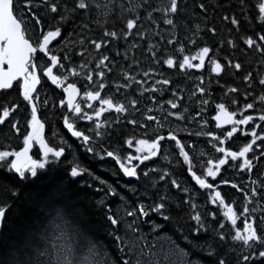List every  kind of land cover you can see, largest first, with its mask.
<instances>
[{"label":"snow or ice","instance_id":"snow-or-ice-1","mask_svg":"<svg viewBox=\"0 0 264 264\" xmlns=\"http://www.w3.org/2000/svg\"><path fill=\"white\" fill-rule=\"evenodd\" d=\"M147 3V0H145ZM99 13L103 11L105 16L111 13V9L107 5H101L97 0H24L21 7L20 0H0V90H10L14 86L18 87L19 95L23 101L30 107V116L25 123V134L23 135V146L16 150L10 145L0 146V168L6 172L14 173L19 180L24 181L29 177L35 178L40 170H44L50 162L59 161L65 155L66 148L71 150L72 146L61 139L59 146L51 144L45 137V122L38 115V103L47 105L48 99L41 101L38 86H43V78L50 82L56 88L61 89L63 98L59 100V106L66 108V112L62 115V122L67 132L81 142L84 151L99 157L103 160L105 157L111 158L118 165L119 171L125 177L140 179L138 169L145 161H150L161 154L162 141H174L179 149V156L182 157L183 164L186 166L187 174L199 189H207L208 201L215 206L214 210L202 212L200 206L195 202V193L190 194L188 187H182L177 179L170 181L171 186L186 194V198L177 203V208L181 205H188L190 209L189 218L196 222L193 232L199 234L202 230H211L218 238L220 245L216 248H209L207 255L215 257V264H232L231 255H236L235 264H264V228L257 226L256 218L252 215L257 211V208H249L248 203L252 202V198L264 195L257 192L256 188H252L250 192L240 188L237 184L231 183L229 180L222 179L219 184L230 185L231 188L243 192L244 200L247 202L242 205V211L237 209L235 201L228 202L221 191L218 190L219 184L215 181L221 173L222 166L228 165L229 158L231 161L238 162L240 170L251 172L253 168L252 159L248 158V154L254 151V146L261 147L264 145V135L257 133L256 128H264V125H256L251 127V131H244L242 134L250 135L251 140L244 143L238 150H231L225 147L226 141L230 140L234 134L241 131L240 126H251L255 119L264 122V110L258 117L244 114L245 110L255 109V101L245 103L243 109H239V118L237 111L229 110L224 103L216 104V112L212 117L216 122V127L222 129V135H216L213 132H207L206 135L211 137L209 143L214 148L216 153L222 154L215 158H208L206 161H199L200 172L196 170L197 157L190 156L186 147L191 149L193 145H185L172 132L169 131L167 137L160 134H155L154 138H136L130 137L125 139L124 143L129 149L134 148L133 152H128L126 155H121L117 150H108L101 148L97 151L93 136L86 134L85 131L79 130L77 121H94L95 136L99 137L102 133L100 117L109 111L115 113H128L129 107L134 111L137 109L138 101L129 99L127 105L123 102H118L110 93L102 94L108 86L105 83L106 71L112 72L111 64H114L113 59L101 53L98 61L95 63V68L87 71L84 79L88 84L78 87V82H70V77H79L80 71L76 67H69L63 63V60H70L71 57L65 55L60 57L53 54L55 43H59L61 38L65 40V46L78 43L81 51L77 53L81 57L87 52L86 45H91L94 50L99 52L102 48H107L110 44L108 39H95L85 35V32H90L87 23L78 25L80 33L78 40L72 41V33L66 37L63 34V26L74 21L77 14L87 16L93 9ZM238 11H232L231 14H224L220 20L228 28L229 37L235 32L238 35L240 42L245 46V54L247 50L258 53L264 62V0H238ZM209 5L205 0H194V7L191 15L200 16L205 22V27L202 29L200 24L194 25L195 31L193 37L199 35L203 31H207L212 36H216L220 29L214 23H210L208 19ZM186 9L181 7V0H167V3L161 7L148 11L146 19L152 21V12L162 13L163 23L177 28L176 17H178ZM254 13V15H253ZM55 23H49V20ZM140 16L137 14L135 18L126 20L123 36L127 39L135 30L136 35L141 39L145 33L139 31L137 23ZM255 20L260 30L253 34H241L240 26L243 23H251ZM98 22V21H95ZM185 27L187 25L185 24ZM38 33V39L33 40L29 32ZM104 37L118 38L116 31L104 32ZM188 42L196 45V39L187 38ZM178 43L179 46L175 49L182 58L178 61L172 55H167L163 59V64L168 68L178 66L180 70L186 69H203L205 67L206 58L210 65V72L219 76L226 68H231L236 71L242 69L240 62L234 61L232 58L225 56L226 63H221L220 59L212 58L209 54L213 49L206 43L199 47L194 54H184L185 45L173 38L168 39L167 43L172 45ZM220 50L225 44L231 48L237 47V40L234 38L221 39L217 42ZM137 47L136 44L132 45ZM153 45L149 44V50L152 51ZM116 55H120L119 52ZM152 57L156 59V52L152 51ZM128 59L127 55L124 57ZM194 61H196L194 63ZM159 63V61H156ZM88 61H83L79 65L81 69H88ZM131 67V66H129ZM143 72L144 77H148L150 72ZM125 83H115L116 92L122 88H129L132 82L138 85L146 83L144 80H137L135 76L129 75L127 71L122 72ZM94 77L98 78L95 83ZM252 73L247 72L243 76L244 82H250ZM201 83H203L202 77ZM157 84L169 85V79L156 81ZM259 84L264 86V76L259 78ZM91 85V87H89ZM250 86V84H249ZM148 89H145L147 91ZM200 93H205L204 87H198ZM151 91L157 89L153 87ZM231 93L238 92V89L231 87L228 89ZM195 94V93H194ZM175 95V93H173ZM251 95V93H247ZM78 97L81 99L78 100ZM259 100L264 103V95L259 97ZM98 107L94 106V103ZM82 103L84 106H82ZM172 109H177L178 105L172 100L167 102ZM207 104L208 101H202ZM233 105L237 104V100L231 101ZM18 103L0 104V125L10 124V127L16 134H20L19 120H13L15 113L19 110ZM86 109H91V113ZM149 112L152 109H148ZM168 116H175L181 119L182 116L178 112H168ZM200 113H197L199 116ZM146 121H156L158 127H163V123L153 115H146ZM104 123H107L105 121ZM130 125H137L140 128H146V123H139L135 118L128 119ZM207 123V121H204ZM230 125V129H223L222 126ZM155 131V130H154ZM57 133L54 131L53 136ZM196 135H200L197 133ZM147 136V133L145 134ZM261 145H257V141ZM216 141L218 143H212ZM38 146L40 158H34L31 154L33 146ZM201 156L205 153L201 152ZM261 156H264V148L261 150ZM165 158H167L165 156ZM253 158H256L253 156ZM138 162V163H134ZM70 176L72 178L89 176L91 179L99 182L104 186L98 191H105L106 195L118 196L116 188L109 184L106 180L94 175L87 167L83 166L75 157L69 162ZM157 168H147L143 171V176L149 181L152 187H155L156 181L151 179L152 173H158ZM170 173L163 171L159 175V181H164ZM211 178L212 182H209ZM253 184L256 181L252 182ZM134 193L136 189H131ZM11 196L18 197L16 190H11ZM120 200L125 201L124 196H120ZM103 205L104 201H98ZM170 198L167 193L158 194L151 203L142 202L139 197L134 206L126 204L124 216L120 215L119 210L113 212L111 208L107 209L106 221L110 226L108 235L112 237L118 258L113 259L108 257L101 260L99 257L105 255L106 246L103 245L95 234L92 232L85 219L86 213L78 209L74 204H65L58 201H52L41 210L40 218L35 222L33 227L27 228L24 233L17 239H9L4 234L6 212L10 208L8 204H0V264H170V252L165 250L164 244L158 241L155 237L151 240L148 234H145L140 226V223L147 222L143 218H150L152 213L159 214L164 221L172 219L170 215H165L168 210ZM259 201H257V204ZM218 214L222 219L217 220ZM131 217V220L126 219ZM215 224L212 227L208 223L207 218ZM238 221L240 222L238 224ZM226 222L230 225L229 230L226 229ZM260 224H264V216H261ZM162 225L155 224L154 228H161ZM191 264V262H189Z\"/></svg>","mask_w":264,"mask_h":264},{"label":"trees","instance_id":"trees-1","mask_svg":"<svg viewBox=\"0 0 264 264\" xmlns=\"http://www.w3.org/2000/svg\"><path fill=\"white\" fill-rule=\"evenodd\" d=\"M101 5H107L111 9V13L107 16L103 14V11L97 12L95 8L87 16L77 14L74 21H70L63 26V34L66 37L69 33H72L71 40L77 41L81 23H87L90 32H85V35L95 39H108L110 44L107 48H102L99 52L94 50L91 45H86L87 52L81 57L77 53L81 51L78 43H73L65 46V40L61 38L59 43H54L53 54L64 57L68 55L70 60H63V63L69 67H76L77 71L81 72L79 77H70V82H78V87L88 84V81L84 79L87 71L95 68V63L98 61L101 53L109 55L114 64H111L112 72L106 71L105 83L108 85L102 94L110 93L118 102H123L127 105L129 99H136L137 109L136 115L140 116L142 112L148 109L154 108V104H160L162 109L160 113L167 116L168 119H174L177 123L169 129L181 140L186 146L193 144V148L186 150L189 151L190 156L197 157L196 170L199 174L200 165L199 161H206L208 158H215L218 156H212L210 153L215 152L209 141L211 139L206 138L207 132H213L216 135H222V130H216L212 117L216 112V104L224 103L229 110L237 111V118L240 115L239 109H243L245 103H252L255 101V109L245 110L244 114L253 115L258 117L261 114V110H264V103L259 100L261 95H264V86L259 84V78L264 76V62L258 53L247 50L245 54V46L240 42L238 35L233 32L229 37L228 28L230 25H226L220 20V17L224 14H231L232 11H238V0H205L209 5L208 19L210 23H214L220 31L216 36H212L207 31L199 33L198 36L193 37L192 33L195 31L194 25L199 23L201 28L205 27V22L202 17L191 15L194 7V0H181V7L186 9L178 17H176L177 28L173 29L169 25L163 23L162 13L152 12V18L156 20L153 24L151 20L146 19L148 11L161 7L162 4L167 3V0H97ZM199 2V0H196ZM255 2V0H253ZM21 7H23L24 0H20ZM140 16V20L137 23L139 31L144 32L145 36L141 39L136 35L135 30L133 33L125 39L123 31L125 29L126 20L129 18H135L136 15ZM254 15V13H253ZM98 21V22H95ZM49 23H55L53 20H49ZM185 24L187 27H185ZM116 31L118 38L104 37V32ZM260 30L259 24L253 20L250 24L243 23L240 26L241 34H253ZM31 38L37 40L38 33L32 31L29 32ZM175 36L178 42H182L185 45L184 54H194L196 50L204 46L205 43L210 46L213 51L209 54L212 58L220 59L221 63H226L225 56L232 58L234 61L242 64V69L236 71L231 68H226L223 73L217 76L210 72V65L206 58L205 67L201 70L193 69V71L180 70L178 66L168 68L163 64V59L167 55H172L177 61L182 56L175 51L179 46L178 43L169 45L168 39ZM196 39V45H192L188 42V39ZM234 38L237 40V47L231 48L225 44L219 51L218 41L221 39ZM136 44L137 47L133 48L132 45ZM149 44L153 45L152 51L156 52V59L152 57V51L149 50ZM119 52L120 55H116ZM127 55L128 59H125ZM83 61H88V69H81L79 65ZM159 61L157 63L156 61ZM131 66V67H129ZM152 69L148 77L143 76V72ZM127 71L129 75L135 76L137 80H144L146 83L138 85L132 82L129 88H122L119 92H116L114 87L115 83H125L122 72ZM191 72V73H190ZM252 73L250 82H244L243 76L247 73ZM203 83H201V78ZM98 78L94 77L93 83ZM169 79V85L157 84L156 81ZM43 91H39L41 100L47 98L53 112H58V98L59 93L52 88L46 80L43 78ZM250 84V86H249ZM91 87V85H89ZM155 87L157 91L153 92L151 89ZM198 87H204L205 93H200ZM235 87L238 92L231 93L229 88ZM145 89H148L145 91ZM175 93V95H173ZM195 93V94H194ZM251 93V95H247ZM237 100V104L233 105L231 101ZM169 100H172L178 105L176 110H171V107L167 110L166 105ZM207 100V104H203L202 101ZM4 103H18L20 105L19 110L15 113L13 120H19V127L21 129L20 134H16L11 129L10 124L0 125V146L10 145L11 148L19 150L23 146V135L25 134V123L30 116V108L26 102L23 101L19 95L18 87L14 86L8 92H3L0 95V104ZM40 107V106H39ZM159 109V107H157ZM41 109V107H40ZM153 110V109H152ZM168 112H178L182 116L181 119H177L175 116H168ZM200 113L197 116V113ZM91 113V111H89ZM128 114L131 118L134 117L135 111L129 107ZM190 115V116H189ZM40 116L44 121H49L47 126L51 128V131L45 133L46 139L53 145L59 146L61 139L70 144L73 148L71 150L66 148V158L55 162H50L44 170L38 172L37 177L21 181L14 173L6 172L3 168H0V204H8L10 208L6 212L5 227L3 232L9 239L19 238L27 228L33 227L35 222L38 221L41 215V210L45 208L47 204L52 201H58L65 204H74L78 209L83 210L86 213V221L88 226L98 238V240L106 246L105 255L99 257L101 260L111 257L113 259L118 258V252L115 247V243L108 235L111 230L108 222L106 221V212L108 208H111L113 212L119 210L120 215L125 214V205L129 204L134 206L137 202L136 194L131 189L147 190L144 193V197L147 200H142L145 203H151L158 194L167 193L170 198L168 210L165 215L172 217L169 221H164L159 214L152 213L150 218L144 219L147 222H139L142 231L148 234L150 240L155 237L157 240H162L168 243L171 241L175 248H179L183 254V262L181 264H215V257L207 255L209 248L219 247L220 242L216 238L215 233L211 230H202L199 234L193 232L196 226V222L190 220V209L188 205H181L177 208V203L186 198V194L171 186L170 181L177 179L181 183L182 187H188L191 193H195V202L200 206V211L207 212L214 210L215 207L211 206L208 201V191L199 189L193 181L188 177L186 166L183 164L182 157L178 156L173 159L163 160L162 172L152 177V180L156 181L155 187H152L149 181L135 184V186H128L131 191H125V184L118 180L119 171L116 165L106 158V162L102 163L101 159L97 156L89 154L84 151L81 145L76 146L77 141L72 140L67 132L64 130L63 124L59 114H54L52 117L47 116L46 110H41ZM125 113L105 112L100 117L101 128L99 131L101 136H95L94 131H88L87 128L81 126L79 129L86 132V134L93 136L97 151H101V148L108 150H117L122 154L124 141L127 139V128L124 123ZM164 117V118H167ZM55 120V121H53ZM53 121V122H52ZM107 121V123H104ZM207 121V123H204ZM57 123V124H56ZM92 129L95 127V120ZM56 124V125H55ZM178 124H182L183 130L178 129ZM256 125H264V122L258 119L254 120L251 126L240 127L241 131L234 134V136L226 141L225 147L231 148V150H238L240 146L251 140L250 135L242 134L244 131L250 132L251 127ZM191 127L194 131L191 135L185 128ZM57 130V131H56ZM257 133L264 135V128L257 127ZM57 135L53 136V132ZM201 132L199 136H195V133ZM160 135H167L163 129ZM174 143V141H173ZM212 143H218L213 141ZM73 144V145H72ZM195 145V146H194ZM257 145H261L258 140ZM206 147L203 149L202 147ZM75 148V149H74ZM261 147L254 146V151L248 154V158L252 159L253 172L249 174L246 170H240L238 162L233 166L235 171L240 170V176L249 177L246 184H241L240 188H244L245 191L250 192L252 188H256L257 192L264 195V156H261ZM80 149V150H79ZM179 151V150H178ZM71 152V153H70ZM203 152L205 155L201 156ZM207 152L209 154H207ZM255 156L256 158H253ZM36 157V156H35ZM74 157L85 167H87L94 175L99 176L101 179L106 180L109 184L116 188L119 193L118 196L106 195L105 191H98V189L104 186L100 185L98 181L91 179L85 175L82 177L72 178L69 174L71 164L69 163ZM37 158V157H36ZM167 165V166H165ZM111 166V167H110ZM165 166V167H164ZM232 166V167H233ZM163 171L170 173L164 181H159L158 177ZM236 175V173H235ZM239 176V177H240ZM118 177V178H117ZM231 182V180H229ZM256 181L255 184L252 182ZM132 185V184H131ZM144 186V187H143ZM11 190L18 192V197L11 196ZM227 191V189H226ZM225 193V192H224ZM222 194L225 196L226 201H235L237 209L241 210V206L246 203L244 200V194L233 196L230 193ZM235 194V192H234ZM125 197V201L121 202L120 196ZM103 199V205L98 201ZM116 201V202H115ZM120 201V204H118ZM257 201L259 203L257 204ZM106 202V203H105ZM115 202V203H114ZM252 208H257V211L252 215L256 218L257 226L264 228V224H260L261 216H264V199L261 196L252 198ZM124 212V213H123ZM222 219L218 214L217 220ZM208 223L215 227V224L211 221V218H207ZM240 223V222H239ZM238 223V224H239ZM155 224L162 225L161 228H154ZM230 226L226 223V231ZM164 232V233H163ZM151 234V235H150ZM166 234V235H165ZM153 235V236H152ZM236 255H231L232 264H235ZM259 264V261H257Z\"/></svg>","mask_w":264,"mask_h":264},{"label":"flooded vegetation","instance_id":"flooded-vegetation-1","mask_svg":"<svg viewBox=\"0 0 264 264\" xmlns=\"http://www.w3.org/2000/svg\"><path fill=\"white\" fill-rule=\"evenodd\" d=\"M187 71H192V70H187ZM191 73V72H190ZM47 82V81H46ZM39 88V91H43V88L42 86H38ZM54 88L55 90L58 91L59 93V98H58V107H59V110L58 112H53L54 110L51 109V107L47 104L46 106L43 105L42 103H38V108H39V116H40V113H41V110H46L47 111V116L48 117H52L54 114H59V117L61 118V122H62V115L67 111L66 108H61L59 106V100L61 98H63V94H62V91L61 89H58L56 87H52ZM44 92V91H43ZM45 99V98H44ZM81 98L79 97L78 100H80ZM42 101V100H41ZM94 103V106L98 107V104H96V102H93ZM41 109H40V107ZM82 106L83 103H82ZM154 108H152L153 110L151 112H149L148 110L147 111H144L142 112V114L140 116H137V115H134L133 118H135L137 121H138V124L139 123H146V128H140L139 126L137 125H130L127 123V120L128 119H132L131 118V115L128 114V113H125V116H124V123H125V126L127 128V138H130V137H136V138H154V135L155 134H159L162 132V130L164 129L166 131V133L168 134L169 131H172L171 129H169V127H158L156 121H146V115H153L155 117H157L158 120H160V113L162 111V109L160 108V104H157L155 103L154 104ZM159 107V109L157 108ZM87 111H90L91 109H86ZM92 111V110H91ZM111 112H114V111H111ZM41 120L44 121L42 119V117L40 116ZM95 120V118H94ZM54 121V120H53ZM45 122V133L46 132H50L51 131V128H49L47 126V123H49V121L46 119ZM63 124V122H62ZM82 126L84 127V129H87V128H91L92 129V126H94V123L92 124L91 122L89 121H77V127L79 129V127ZM136 126V127H135ZM64 127V126H63ZM138 129L139 131L142 130V131H138L136 130ZM64 130L66 131V129L64 128ZM81 130V129H79ZM155 130V131H154ZM129 131V132H128ZM67 132V131H66ZM147 133V136H145V134ZM67 134L69 135V137L72 139V140H76L77 141V147L78 145H81V142L77 139H73L70 134L67 132ZM165 137H167V135H165ZM162 143V149H161V154L155 158V159H152L150 161H145L144 164L140 165L139 169H138V173L140 174V179L137 180L136 178H129V177H125L120 171H119V168L117 167V165L115 164V161L112 160V159H108L110 162L114 163L116 165V168L117 170L119 171V178L118 180L120 182H123L125 184V191H131L129 189L128 186H130L131 184H135V183H141V182H145V181H148L144 178L143 176V171L146 170L147 168H157L159 169L160 171L158 173H152L151 176H154L156 174H159L160 172H162V168H163V160H168V159H173L174 157H177L178 156V148L176 147V144L175 142L173 143V141L171 140H164L161 142ZM97 146V145H96ZM123 152L121 155H126L128 152H133L134 153V148L133 149H129L127 147L126 144H124V147H123ZM69 150L65 151V155L63 157L60 158L63 159L64 157L66 158V153H68ZM32 155L34 158H40V152H39V149H38V146L34 145L33 146V151H32ZM212 156H220L222 154H219V153H216V152H212L211 153ZM36 156V157H35ZM165 156L167 158H165ZM134 163H138V162H134ZM237 163L235 161H231L229 159V163L228 165H225V166H222V170H221V173L217 176V179L215 181L216 184H219L220 180L222 179H226V180H231V183H235L237 184L239 187L241 186V184H246L247 180L249 179V177H243V176H240V170H238L237 172L235 171V168H234V164ZM167 166V165H165ZM164 166V167H165ZM233 166V167H232ZM253 168H255L253 166ZM253 168L251 170V172H249V174H251L253 172ZM236 173V175H235ZM240 176V177H239ZM159 177V176H157ZM152 179V177H151ZM209 179V182H212L210 178ZM227 189V191H226ZM218 190L221 191V193L223 194H227V193H230L232 194L233 196H236V194H239V195H243L244 193L243 192H240V191H237L233 188H231L230 185H223V184H219V188ZM209 191V190H208ZM235 192V194H234Z\"/></svg>","mask_w":264,"mask_h":264},{"label":"rangeland","instance_id":"rangeland-1","mask_svg":"<svg viewBox=\"0 0 264 264\" xmlns=\"http://www.w3.org/2000/svg\"><path fill=\"white\" fill-rule=\"evenodd\" d=\"M196 61H194V63H195ZM186 70H192L193 71V69H186ZM198 70H201V69H197V71ZM183 71V70H182ZM171 106H170V104H168L167 103V105H166V108H167V110L170 108ZM171 110H176V109H172L171 108ZM238 115V114H237ZM190 116V115H189ZM167 117V116H166ZM239 117V116H238ZM161 121V123H163V127H172V126H174L177 122L174 120V119H168V117L167 118H165V119H163V120H160ZM169 127V128H170ZM240 127H242V126H240ZM178 129L179 130H183V127H182V124H178ZM186 130H187V132L188 133H190V135L194 132L193 130H192V128L191 127H188V128H185ZM140 132V131H139ZM200 134H202L201 132H199ZM197 133H195V136H199V135H196ZM192 136V135H191ZM206 136V138L207 139H211V137H209V136H207V135H205ZM191 145H193V144H191ZM195 146V145H194ZM200 147H202V146H200ZM206 147L207 146H205V147H202L203 149H206ZM207 150V149H206ZM207 154H209L208 152H207ZM211 154V153H210ZM230 159V158H229ZM211 179V178H210ZM144 187V186H143ZM137 190V189H136ZM145 191H147V190H143V189H141L140 188V190H138V191H136L134 194H136V200H137V198L139 197V199H143V200H147V198H145L144 197V193H145ZM124 193L126 194V191H124ZM145 196H146V193H145ZM142 201V200H141ZM116 202V201H115ZM114 202V203H115ZM122 202V201H121ZM210 203V202H209ZM247 203V202H246ZM252 203L253 202H251V203H248V207L251 209L252 207H251V205H252ZM118 204H120V201H119V203ZM210 205H211V203H210ZM211 206H213V205H211ZM213 207H215V206H213ZM241 209H242V207H241ZM124 213V212H123ZM126 219H128V220H131L132 218L131 217H126ZM143 219H146V218H143ZM227 223V222H226ZM238 223H239V221H238ZM230 226V225H229ZM149 237V236H148ZM149 239H150V237H149ZM158 241H160L161 243H163L164 244V247H165V250L166 251H168V252H170V255H169V261H170V264H181L182 262H183V258H182V256H183V254H182V252H181V250L179 249V248H175L174 247V245L172 244V242L169 240H167V242L168 243H165L164 241H162V240H159L158 239ZM171 257V258H170ZM173 257V258H172ZM170 259H172V260H170ZM174 259V260H173Z\"/></svg>","mask_w":264,"mask_h":264},{"label":"water","instance_id":"water-1","mask_svg":"<svg viewBox=\"0 0 264 264\" xmlns=\"http://www.w3.org/2000/svg\"><path fill=\"white\" fill-rule=\"evenodd\" d=\"M46 79V78H45ZM52 87H55L54 85H52L50 82H48ZM4 91H9V90H0V94L2 93V92H4ZM214 121V124H215V128L217 129V130H222V129H220V128H217L216 127V122H215V120H213ZM223 127V129H227V128H230L231 126L230 125H224V126H222ZM67 130V129H66ZM70 134V133H69ZM71 136V135H70ZM72 137V136H71ZM73 139H77V138H74V137H72ZM32 151H33V149L31 150V154H32ZM155 158H157V157H155ZM155 158H153V159H155ZM109 159H111V158H109ZM117 167H118V165H117ZM119 168V167H118ZM122 173V172H121ZM123 174V173H122ZM189 176V175H188ZM190 177V176H189ZM193 183H194V181H193ZM195 184V183H194ZM198 187V186H197ZM203 190H206V189H203Z\"/></svg>","mask_w":264,"mask_h":264},{"label":"bare ground","instance_id":"bare-ground-1","mask_svg":"<svg viewBox=\"0 0 264 264\" xmlns=\"http://www.w3.org/2000/svg\"><path fill=\"white\" fill-rule=\"evenodd\" d=\"M133 99H134V97H133ZM141 113H142V111H141ZM161 113H163V112H161ZM135 115H136V111H135ZM165 116L164 115H162V114H160V118L161 119H163ZM55 121V120H54ZM53 122V121H52ZM56 122V121H55ZM57 124V123H56ZM55 124V125H56ZM136 127V126H135ZM136 130H138V129H136ZM57 131V130H56ZM139 131V130H138ZM140 131H142V130H140ZM129 132V131H128ZM73 145V144H72ZM76 146H77V144H76ZM79 147V146H78ZM73 148V147H72ZM80 148V147H79ZM75 149V148H74ZM80 150V149H79ZM72 151V150H71ZM71 153V152H70ZM102 163H105V164H107L108 166H109V163L108 162H106L105 160H102L101 161ZM111 167V166H110ZM174 179H175V177H174ZM135 184H137V183H135ZM135 184H132V185H130V186H135ZM106 203V202H105ZM164 233V232H163ZM151 235V234H150ZM166 235V234H165ZM153 236V235H152ZM171 258V257H170ZM173 258V257H172ZM170 260H172V259H170ZM174 260V259H173Z\"/></svg>","mask_w":264,"mask_h":264}]
</instances>
